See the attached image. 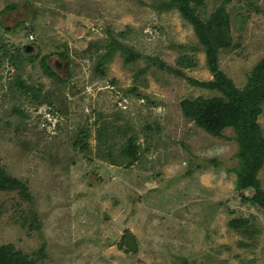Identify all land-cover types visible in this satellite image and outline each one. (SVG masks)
Instances as JSON below:
<instances>
[{"label":"rangeland","instance_id":"rangeland-1","mask_svg":"<svg viewBox=\"0 0 264 264\" xmlns=\"http://www.w3.org/2000/svg\"><path fill=\"white\" fill-rule=\"evenodd\" d=\"M168 1L0 0L1 248L34 264H264V209L241 185L237 127L214 135L182 111L226 96L189 79L255 96L264 0H191L203 22L230 14L233 44L215 61L179 8L157 9ZM112 37L135 64L109 53ZM256 178L264 190V163Z\"/></svg>","mask_w":264,"mask_h":264},{"label":"trees","instance_id":"trees-1","mask_svg":"<svg viewBox=\"0 0 264 264\" xmlns=\"http://www.w3.org/2000/svg\"><path fill=\"white\" fill-rule=\"evenodd\" d=\"M193 1L197 4L198 8L200 0ZM190 2L191 0H169L168 2L161 3L157 9L166 11L179 8L185 18L196 27L198 35L204 40L202 44L207 48L208 56L210 58L213 57L211 60L215 61L218 48H228L233 44V39L231 34H229L230 14L223 6L216 12L211 13L209 21L203 22L194 15L195 12ZM16 8L15 5L9 7V9ZM110 40L107 45L109 53L119 52L125 64L133 65L140 58L130 46L117 41L115 37L110 38ZM190 58L188 56L185 58V61L182 60L180 67L185 65V62L188 64L187 66L192 65L188 62L191 60ZM99 67L97 70H103L102 64ZM176 73L181 76L185 75L181 70ZM189 80L200 88L221 91L226 95L223 94L225 96L224 100L219 97L187 99L182 102V111L184 116L189 120L195 121L196 124L214 135H219L222 127L227 123H231V121L234 123L237 127L238 139L240 141V150L238 152L240 168L237 171L240 178L242 176L241 185L254 186L256 189L254 201L264 209V190L260 186V181L256 178L258 171L264 163V137L255 118L256 113L260 111V105L264 102V78L261 77L260 84H254L255 96L253 98L247 95L245 97L241 96V92L235 89L232 81L229 80H226L227 82L220 80ZM237 102H239L238 108L235 105ZM226 114L227 116H225ZM130 146L125 148L124 153H121V158L131 163L137 160L139 150L138 148H132L133 145ZM0 176L4 181H11L1 167ZM15 184L16 186H21L17 182ZM10 248L0 247V264H34L33 260H28L21 252L13 251Z\"/></svg>","mask_w":264,"mask_h":264},{"label":"water","instance_id":"water-1","mask_svg":"<svg viewBox=\"0 0 264 264\" xmlns=\"http://www.w3.org/2000/svg\"><path fill=\"white\" fill-rule=\"evenodd\" d=\"M126 246L128 247V249L132 251H136L138 249L137 240L134 234L130 232H127V235H126Z\"/></svg>","mask_w":264,"mask_h":264},{"label":"clouds","instance_id":"clouds-1","mask_svg":"<svg viewBox=\"0 0 264 264\" xmlns=\"http://www.w3.org/2000/svg\"><path fill=\"white\" fill-rule=\"evenodd\" d=\"M29 39H30V40H33V36H31Z\"/></svg>","mask_w":264,"mask_h":264}]
</instances>
